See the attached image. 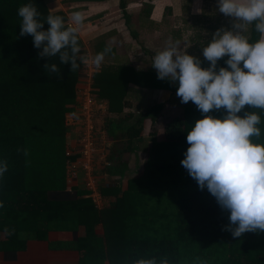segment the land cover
Instances as JSON below:
<instances>
[{"label": "trees", "instance_id": "obj_1", "mask_svg": "<svg viewBox=\"0 0 264 264\" xmlns=\"http://www.w3.org/2000/svg\"><path fill=\"white\" fill-rule=\"evenodd\" d=\"M28 3L37 7L41 19L51 12L66 21L65 12L51 11L47 0H0V162H7L0 178L4 258L12 260L27 241L46 239L51 230L76 232L83 226V234L75 238V247L85 252L78 264H137L141 259H155L156 264H264V231L234 237L225 230L230 212L206 187L201 190L181 164L190 147L188 132L196 121L205 115L223 119L225 109L203 114L191 101L183 103L182 114L164 122L159 138L156 122L164 103L150 104L125 131V148L130 150L148 119L149 145L141 173L128 176L125 187L102 178L99 189L108 198L102 207L95 206L83 186L68 189L64 114L74 102L79 69L72 72L58 56L40 58L41 49L34 46L33 38L20 36L18 9ZM49 27L45 23L43 30ZM259 37L253 22L249 42ZM92 45L96 53L106 48L99 38ZM194 57L201 67L210 66L204 57ZM228 58L218 61L217 71L227 67ZM47 63L57 64L60 74H47L43 67ZM129 83L173 93L179 87L178 82L158 79L155 69H136L128 63L102 65L93 76V91L108 102V124L113 121L110 116L128 104ZM246 112L260 115L261 136L252 141L264 144V109L246 105L239 115ZM108 134L116 137L110 128ZM110 151L114 165L98 173L122 176L126 165Z\"/></svg>", "mask_w": 264, "mask_h": 264}, {"label": "clouds", "instance_id": "obj_2", "mask_svg": "<svg viewBox=\"0 0 264 264\" xmlns=\"http://www.w3.org/2000/svg\"><path fill=\"white\" fill-rule=\"evenodd\" d=\"M218 11L232 18V26L218 29L203 48L208 68L201 67L199 58L182 53L178 41L156 53L151 66L158 79L179 83L176 95L181 103L191 101L203 114L226 110L223 119L205 115L196 121L188 132L190 147L181 164L201 190L206 187L230 212L225 230L240 237L264 231V144L252 141L261 136L257 127L261 117L255 112L239 115L246 105L264 109V0H218ZM18 16L22 18L20 36L33 38L34 46L41 49L39 57L58 56L61 64L71 65L72 72L90 60L100 69L111 52L106 47L95 57L81 53L79 30L85 20L81 12L72 13L67 22L51 12L41 19L37 7L28 3L18 9ZM253 22L260 38L250 43L246 33ZM45 23L50 25L47 30H43ZM225 56L229 57L227 67L217 71L218 61ZM43 67L47 74L61 72L55 63ZM24 154L28 155L27 150ZM6 171L7 162H0V178ZM137 264H156V260L141 259Z\"/></svg>", "mask_w": 264, "mask_h": 264}, {"label": "crops", "instance_id": "obj_3", "mask_svg": "<svg viewBox=\"0 0 264 264\" xmlns=\"http://www.w3.org/2000/svg\"><path fill=\"white\" fill-rule=\"evenodd\" d=\"M47 6L51 11H64L66 19L74 12H81L85 17L79 30L81 40H88L92 45L94 39H102L103 44L111 48L105 58L130 59L128 64L144 70L155 69L151 66L154 55L177 41L182 53L204 57L203 48L211 42L213 34L218 29H231L232 26V18L218 11V0H47ZM146 47L148 56L145 55ZM128 49H131L130 54ZM92 50L97 54L93 45ZM142 50L143 57L140 55ZM129 86L128 104L122 112L110 116L111 124L107 122V132L110 128L116 135L112 138L108 134L110 152L114 159L126 165L122 176L110 174L120 177L114 179L116 181L107 180L110 183L126 184L127 176L132 175L129 169L132 156L134 169L138 166L139 138L132 140L130 150L122 143H127L125 131L138 119V105L142 101H146V105L148 101L166 104L173 94L170 89L139 88L134 83ZM148 145L149 139L147 145H143L145 150L141 149L144 162ZM83 230V226L76 232L51 230L46 239L27 241L25 249L17 251L12 260L5 259L4 253L0 252V264H78L85 252L75 247V238L83 234Z\"/></svg>", "mask_w": 264, "mask_h": 264}, {"label": "built area", "instance_id": "obj_4", "mask_svg": "<svg viewBox=\"0 0 264 264\" xmlns=\"http://www.w3.org/2000/svg\"><path fill=\"white\" fill-rule=\"evenodd\" d=\"M81 53L86 57L96 55L88 40L82 41ZM98 71L91 60L79 68L75 99L64 114V124L68 128L65 167L67 184L83 186L95 206L102 207L105 197L100 192L99 181L102 178L112 181L120 177L98 173L100 169H108L115 163L108 158V102L93 91V76Z\"/></svg>", "mask_w": 264, "mask_h": 264}, {"label": "rangeland", "instance_id": "obj_5", "mask_svg": "<svg viewBox=\"0 0 264 264\" xmlns=\"http://www.w3.org/2000/svg\"><path fill=\"white\" fill-rule=\"evenodd\" d=\"M90 47L92 48V45L91 44H90ZM145 49H147V47ZM128 51H129V54H130L131 49L130 50L128 49ZM140 55L143 57V55H144V51L143 50L141 51V54ZM145 55L146 56L149 55L148 49H147V52H145ZM125 60H126L125 58H118V57L117 58L116 57L109 58L108 57V58H105L104 59V62L103 63L104 64H109V63H128V61L130 59H127L126 61ZM144 102H146V101H142L143 104L141 103V104L138 105V117L140 116V114H142L144 112V110L146 109V107L148 105L154 103L152 101H148L147 102L148 105H146ZM182 106H183V103H181V98L177 97L176 92H174L172 94L171 100L168 103L164 104L163 109L161 111V114L158 117V120L156 122V127H157V130L159 131L158 132L159 138H162L161 129H162V126H163L164 122L167 119H169L171 116H173V115L182 114ZM142 133H144V134H141V137L138 139L139 142H138V155H137L138 156V161H137V165L138 166H137V168L134 169L133 162L135 160H134L133 156H132V161L130 162V168L129 169H130V172H132L131 173L132 175H134L136 173H138V174L141 173V171L143 169L144 156H143V153H141V149L142 148H145V146L147 144V139H149V135H150L149 134L150 133V125L148 124V119L145 121V126H144V129L142 130ZM122 143L123 144L125 143V145H126V142L125 141H123ZM144 144H145V146H143ZM135 145L137 146V144H135ZM120 146H122V145H120ZM120 146H118V147H120ZM142 150H145V149H142ZM128 176H127V178H128ZM125 179H126V177L124 178V180L122 179V181H125ZM116 180H118V179H116ZM116 180H114V181H116ZM72 186L73 185H71V186L68 185V189L71 190V187ZM120 186L121 187H125L126 184L125 183L124 184L122 183ZM71 191H73V190H71ZM107 199L108 198H106V197L104 198V204L107 203ZM97 230L98 231H101L100 228H97Z\"/></svg>", "mask_w": 264, "mask_h": 264}]
</instances>
